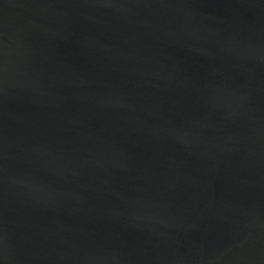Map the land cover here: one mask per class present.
I'll use <instances>...</instances> for the list:
<instances>
[{
	"label": "water",
	"instance_id": "water-1",
	"mask_svg": "<svg viewBox=\"0 0 264 264\" xmlns=\"http://www.w3.org/2000/svg\"><path fill=\"white\" fill-rule=\"evenodd\" d=\"M0 264H264V0H0Z\"/></svg>",
	"mask_w": 264,
	"mask_h": 264
}]
</instances>
